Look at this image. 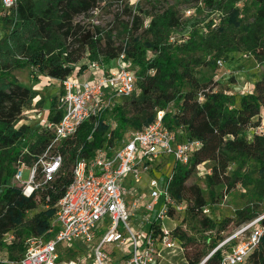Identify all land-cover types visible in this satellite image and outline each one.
<instances>
[{
    "label": "trees",
    "instance_id": "obj_1",
    "mask_svg": "<svg viewBox=\"0 0 264 264\" xmlns=\"http://www.w3.org/2000/svg\"><path fill=\"white\" fill-rule=\"evenodd\" d=\"M202 1L206 6L214 5V0ZM236 1L228 0L217 7L225 16L215 32L204 37L201 30L192 29L186 36H179L180 42L174 45L169 42L174 36L173 31L184 26L178 13L170 7L151 14L144 26L129 0H18L12 10H4L0 4V250L18 249L22 256L27 239L51 238L54 233H48V230L57 203L72 180L70 166L75 157L78 155L89 162L94 160L97 151L111 146L114 139L120 140L127 127H133L132 132L141 131L155 121L160 111L164 113L163 127L173 133L178 142H200L187 165L173 168L168 187L171 200L177 204L191 200L193 205L189 211L203 210L206 203L200 189L188 186L186 181L198 165L206 162L210 163L211 174L207 177L210 189L220 183L228 185L232 179L243 188L252 185V189L247 190L249 202L264 201V134H252L251 140L245 135L248 129L259 127L258 122L252 121L264 109V81L256 82L252 92L235 102L233 96L201 84L192 75L189 62L183 58L199 52L202 60L194 63L212 65L226 52L242 47L264 60V0H254L255 14L250 23L243 22ZM112 4L118 5L115 21L128 34L120 45H116V38L110 31L87 20L92 12ZM141 29L144 36L138 34ZM231 32L240 33L236 41L230 40ZM148 52L155 56L148 59ZM121 54L130 70L138 75L139 116L127 117L120 107V100L111 109L116 116V128L109 130L102 115L85 120L75 135L63 140L57 148L63 156V164L55 180L25 197L21 189L12 184L14 173L22 163L31 166L52 135L44 127V132L28 142L29 126L15 128L35 94L31 88L19 83L12 72L28 69L33 80L46 77L60 82L71 76L77 77L90 62L108 64ZM199 95L202 102L198 100ZM60 117L56 100L52 99L48 122L55 124ZM177 129H182L184 139L180 138ZM250 161L256 177H252L253 172H242ZM235 163H238L237 167L228 175V168ZM37 207L40 209L25 220L26 215ZM170 207L167 215L171 214ZM256 215L249 208L236 211L237 226ZM107 223L104 220L102 226ZM203 224L209 229L214 228L208 218H204ZM158 228L151 220L147 230ZM219 240L218 236L216 241ZM75 248L77 252L80 248L90 251L79 243ZM105 250L111 260L114 256L122 257L117 249ZM73 254L66 258L74 257ZM89 259L92 261L91 254ZM220 259L221 253L217 251L205 264H219ZM198 262L199 258L189 264ZM248 263L264 264V236L248 257Z\"/></svg>",
    "mask_w": 264,
    "mask_h": 264
},
{
    "label": "built area",
    "instance_id": "obj_2",
    "mask_svg": "<svg viewBox=\"0 0 264 264\" xmlns=\"http://www.w3.org/2000/svg\"><path fill=\"white\" fill-rule=\"evenodd\" d=\"M17 1L0 0V4L4 10H12ZM191 13L188 10L186 15ZM174 39L170 37L169 42H180ZM86 70L92 71L91 79L80 81L71 76L60 81L62 91L57 95L56 108L61 117L55 124L47 122L44 125L51 132L50 142L31 166L22 163L14 173L13 180L25 197L55 180L63 164V156L57 151L63 140L74 136L85 120L99 118L116 102L134 92L136 76L124 61L123 54L116 60L113 70H107L97 62L88 63ZM163 115L162 111L158 112L153 123L141 131L132 132L117 148L102 147L90 162L77 155L72 165V180L57 203L48 230L54 235L48 239H27L25 252L13 264H84V255L77 256V243L89 248L93 264H156L164 251L179 248L172 231L162 225L172 205L168 192L172 172L162 184L156 178L148 181L150 201L136 199L131 208L125 203L129 189L132 190L126 188L128 182L134 187L140 185L151 163L169 158L173 170L176 165H187L193 152L200 147L197 140L178 142L173 133L163 127ZM257 129L264 134V126ZM23 169L29 170L26 182L21 181ZM160 195L164 199L160 214L154 219L148 218L159 228L147 230L139 236L131 226V217L137 211L151 213ZM104 220L108 223L102 226ZM100 228L102 233H98ZM262 236L264 214L237 226L230 236L219 240L211 254L199 264H205L217 251L221 253L219 264H249L248 257L258 247ZM106 248L119 250L122 257L116 263L111 258L108 260ZM70 252L77 255L66 258L71 256L67 255ZM4 262L0 258V264Z\"/></svg>",
    "mask_w": 264,
    "mask_h": 264
},
{
    "label": "rangeland",
    "instance_id": "obj_3",
    "mask_svg": "<svg viewBox=\"0 0 264 264\" xmlns=\"http://www.w3.org/2000/svg\"><path fill=\"white\" fill-rule=\"evenodd\" d=\"M227 1L228 0H214V5L212 7L204 5L202 0H129V3L133 6L134 11L141 16L144 26L150 19L151 14L160 12L168 7L173 8L178 13L184 26L181 30L176 29L172 33L174 35L173 37H175L174 40L178 41L181 36H186L192 29L201 30L204 37L215 32L220 25L221 19L225 16L224 11L217 9V7L222 5V2L225 3ZM253 2L254 0L236 1V6L241 11V18L244 23L252 22L255 14ZM188 10L192 11L191 15H186ZM117 11L118 5L112 4L110 7H102V9L92 12L88 15L87 20L110 31L116 38V45H120L128 37V34L121 30L120 25L114 19V15ZM1 34L2 29L0 24V36ZM138 34L141 36L145 35L143 29L139 30ZM229 36L230 40L236 41L240 33L231 32ZM170 43L174 45L173 42ZM154 56L155 54L152 52L147 53L148 59ZM183 58L185 61L189 62L192 75L201 84H206L208 89L212 88L215 91H222L233 96L235 102L240 96L252 92L256 82L264 81V60L256 57L251 52L244 51L242 47L233 52H226L222 57L217 59L215 63H212V65H207L206 63L195 64V60L199 62L202 60L199 52L194 53L190 57ZM205 60L208 61V58ZM12 74L19 83L31 88L35 94L30 106L24 110L22 119L15 125V128L21 125L29 126L30 135L28 136V142H31L35 140L37 134L45 131L44 125L48 122L51 100H56L62 87L58 81H50L46 77H39L37 80L31 79L28 69L14 70ZM139 85L140 82L136 74L135 89L132 93V95H134H131L132 97L127 99H121L120 107L127 117L139 116ZM199 98L200 96H198L199 102H202ZM173 108H175V106H173ZM102 118L109 126V130L116 128V116L113 110H106L102 114ZM252 122H258L259 126H264V109L261 110L259 117L254 118ZM257 128L252 127L246 131L245 135L247 140H251L250 136L252 134L261 135L259 133L260 130ZM133 130H135L133 127H127V129L122 132V138L120 140H113V144L111 145L112 149L120 146L123 140H127ZM177 130L180 134V138L184 139L185 135L182 129ZM237 164L238 163L230 165L227 170L228 175L237 167ZM172 167L173 162L169 158H160L156 162L151 163L149 172L143 175L142 183L136 187H131V189L133 188L132 192H134V194L131 198L125 197V203L131 205L136 199L140 200L141 198L143 201H150V190H148L147 185L148 181L156 178L160 184L164 183L167 176L172 172ZM71 168L70 166V170ZM244 171L253 172L251 174L252 177H256L257 175L251 161L242 169V172ZM210 174V163L205 162L198 165L186 181L188 186L193 185L200 189L206 203L203 210L200 211L195 209L189 211L188 208L193 205L191 200L183 201L180 204L172 200V205L170 207L171 214L162 220V225L168 231L174 230L173 235L179 248L164 251V253L159 255L156 264H189L190 261L197 258H199V262L197 263L199 264L206 259L217 246L218 242L216 240L218 236L222 239L230 236L234 232L238 225V220L235 217L236 211L249 208L251 212L257 214L256 216L264 214V201L251 203L248 200L247 190L252 189L251 184L243 188L241 185L233 183L232 179H230L228 185L220 183L212 186L210 189L208 187L207 178ZM28 176L29 170L23 169L21 181L26 182ZM12 184L18 186V183L14 182L13 179ZM38 198L39 194L37 199ZM163 206L164 199L163 196L160 195L158 204L153 206L151 213L142 211L139 214V212H134V215L131 217V226L140 234L139 236H142L143 232L147 231L148 218L158 216ZM39 209L40 207H37L36 210L29 212L25 220H29ZM204 210L207 211L204 212ZM204 218H208L214 223L213 229L205 227L203 224ZM112 250L113 248H109V251ZM105 253L108 260H110L111 255L107 252ZM71 254L73 253L71 252ZM71 254L68 253L67 255ZM75 255H77L76 252L73 256ZM81 255H84L83 261L86 264H93L89 259L90 251L87 252L80 248L77 256ZM20 256L18 249L0 250V258L5 261L3 264H13V261ZM117 258L118 256L112 257V261L116 263Z\"/></svg>",
    "mask_w": 264,
    "mask_h": 264
},
{
    "label": "crops",
    "instance_id": "obj_4",
    "mask_svg": "<svg viewBox=\"0 0 264 264\" xmlns=\"http://www.w3.org/2000/svg\"><path fill=\"white\" fill-rule=\"evenodd\" d=\"M104 66H105V68L107 69V70H113V69H115L116 68V61L114 60V61H110L108 64H104ZM93 77V74H92V71L91 70H85V71H83L81 74H79L78 76H77V78L76 79H78V80H81V79H83V80H86V79H91ZM50 81H58V80H56V79H50V78H48ZM83 80H81V81H83ZM59 82V81H58ZM60 83V82H59ZM132 186H134L130 181L128 182V184H127V186H126V188H131ZM133 189V188H132ZM132 190H130L129 189V191H128V195L126 196V197H132L133 196V194H132V192H131ZM147 192V191H146ZM147 202V201H146ZM158 204V203H157ZM128 207L129 208H131V205H128ZM137 212H139V214H140V212L141 211H137ZM152 219H154V218H152ZM102 229L100 228L99 230H98V233H102Z\"/></svg>",
    "mask_w": 264,
    "mask_h": 264
}]
</instances>
